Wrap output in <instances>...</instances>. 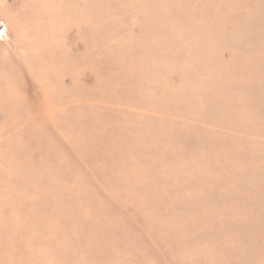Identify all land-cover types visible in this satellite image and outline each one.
Listing matches in <instances>:
<instances>
[{
	"label": "rangeland",
	"instance_id": "1",
	"mask_svg": "<svg viewBox=\"0 0 264 264\" xmlns=\"http://www.w3.org/2000/svg\"><path fill=\"white\" fill-rule=\"evenodd\" d=\"M0 264H264V0H0Z\"/></svg>",
	"mask_w": 264,
	"mask_h": 264
}]
</instances>
